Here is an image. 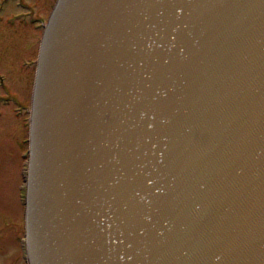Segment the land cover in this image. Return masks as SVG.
Listing matches in <instances>:
<instances>
[{
    "label": "water",
    "instance_id": "water-1",
    "mask_svg": "<svg viewBox=\"0 0 264 264\" xmlns=\"http://www.w3.org/2000/svg\"><path fill=\"white\" fill-rule=\"evenodd\" d=\"M25 227L28 264H264V0H57Z\"/></svg>",
    "mask_w": 264,
    "mask_h": 264
},
{
    "label": "rangeland",
    "instance_id": "rangeland-1",
    "mask_svg": "<svg viewBox=\"0 0 264 264\" xmlns=\"http://www.w3.org/2000/svg\"><path fill=\"white\" fill-rule=\"evenodd\" d=\"M16 1L20 0H0V264H25L21 188L26 158L21 155L27 147L36 41L52 4V0H23L29 6L19 10ZM10 97L14 99L5 100Z\"/></svg>",
    "mask_w": 264,
    "mask_h": 264
},
{
    "label": "flooded vegetation",
    "instance_id": "flooded-vegetation-1",
    "mask_svg": "<svg viewBox=\"0 0 264 264\" xmlns=\"http://www.w3.org/2000/svg\"><path fill=\"white\" fill-rule=\"evenodd\" d=\"M16 4H17V7H18V9L19 10H27V8H28V6H29V4H27L25 1H23V0H20V1H16ZM14 10H15V8L13 7L11 10H10V13H8V16L10 17L11 15H13L14 14ZM30 11V10H29ZM25 13H28L29 14V16L30 15H32V12H28V11H24ZM9 20V19H8ZM12 99H14V98H12V97H10V98H8V100H12ZM0 262H1V260H0Z\"/></svg>",
    "mask_w": 264,
    "mask_h": 264
}]
</instances>
